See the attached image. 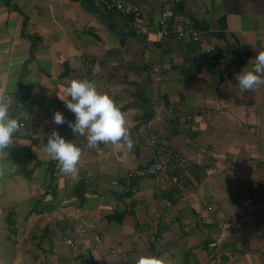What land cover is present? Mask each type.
I'll return each mask as SVG.
<instances>
[{
    "label": "crops",
    "instance_id": "1",
    "mask_svg": "<svg viewBox=\"0 0 264 264\" xmlns=\"http://www.w3.org/2000/svg\"><path fill=\"white\" fill-rule=\"evenodd\" d=\"M118 1L136 8L0 0V88L22 124L0 160V264H264V85L236 81L264 50V0ZM74 78L121 108L131 152L53 123L75 119L59 98ZM54 128L82 147L76 179L43 150ZM159 144L184 190L132 175Z\"/></svg>",
    "mask_w": 264,
    "mask_h": 264
},
{
    "label": "clouds",
    "instance_id": "2",
    "mask_svg": "<svg viewBox=\"0 0 264 264\" xmlns=\"http://www.w3.org/2000/svg\"><path fill=\"white\" fill-rule=\"evenodd\" d=\"M251 67L236 74L241 93L255 91L264 85V50L257 51L251 60ZM67 110L74 114V121L55 111L53 123L67 125L76 137L82 138L84 146L95 150L102 144H111L120 151L131 152L135 142L131 137L128 120L114 99L97 89L90 80L74 78L59 97ZM13 99L7 88H0V160L6 159L7 149L14 143V137L21 131V119L13 113ZM48 159L55 161L60 174L76 179L81 161L82 147L65 140L54 128L43 148ZM135 264H169L164 257L140 254Z\"/></svg>",
    "mask_w": 264,
    "mask_h": 264
},
{
    "label": "built area",
    "instance_id": "3",
    "mask_svg": "<svg viewBox=\"0 0 264 264\" xmlns=\"http://www.w3.org/2000/svg\"><path fill=\"white\" fill-rule=\"evenodd\" d=\"M105 5L106 8L114 7L116 9H123L126 12L133 11L136 7L130 4H123L120 1H111V0H99ZM179 28L177 31V37H182L183 35H189L191 39L195 40L197 38V32L187 24H184L182 20L179 19ZM154 72L158 71L157 67H153ZM173 162L178 163V168L176 173H169L166 170V167H171ZM185 162L181 154L169 150L165 145L159 144L156 148V159L148 164H143L141 168L133 171L134 176H153L161 179H168L172 184H174L177 190H184L185 187L181 181V174L184 172ZM211 246V243L207 244ZM215 262V260H211Z\"/></svg>",
    "mask_w": 264,
    "mask_h": 264
}]
</instances>
